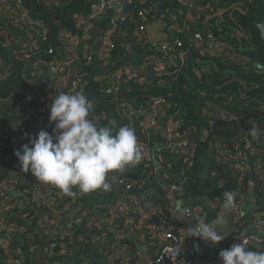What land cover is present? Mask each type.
<instances>
[{
	"label": "trees",
	"instance_id": "1",
	"mask_svg": "<svg viewBox=\"0 0 264 264\" xmlns=\"http://www.w3.org/2000/svg\"><path fill=\"white\" fill-rule=\"evenodd\" d=\"M20 1L28 15L45 26L48 32L43 38L41 30L33 28L34 36L28 38L22 30L23 33H19V29L14 33L13 28L8 26L14 18L4 17L0 20V180L15 169L14 162L22 170L15 151L22 150V145L30 142L24 132H20L19 138L14 135L12 123L21 121L26 133L36 127L38 105L26 100L30 91L28 80L33 78L36 63L53 65L54 61L66 59L68 50H75L70 48L66 34L78 32V16L92 13L93 4L99 0H60L58 4H46L42 0ZM127 1V18L119 22L113 33L116 49L112 51L108 64H105L109 66L108 70L100 69V62L87 64L86 55L84 59L79 58L83 80L79 91L93 104L91 114L97 126H110L113 134L119 127L132 124L135 134L144 138L150 147L163 146L162 137L156 129H145L143 117L130 120L125 114L126 109L150 111L153 100L162 98L166 116L180 119L184 131L193 137L192 145L183 152L172 149L162 152L159 158L162 169L158 171L145 160L135 166H125L124 175L135 183L132 193L141 198L148 212L155 213L160 208L168 212L171 194L167 186L180 184L184 190L182 197L189 200L190 206L203 211L207 221L215 215L214 202L220 200L225 192L236 195L246 193L248 199L253 198L252 212L264 211V70L256 66L264 65V39L256 26L257 22L264 20V0H199L196 12L190 11L188 2L180 0ZM151 5H154L153 12L141 16L140 11H146ZM160 12L164 20L169 19L172 13H178L170 26L182 46H175L170 51L174 64L165 63L176 72L169 74V70L168 73L164 70L140 78L119 74L114 76L116 88L107 94L110 78L101 81L99 76L110 77L120 68L114 63L118 56L126 53V47L132 52L139 50L141 53L135 65L137 67L149 55L156 53L140 26L144 23L143 17L151 20L153 14L160 15ZM95 18L97 16L91 22ZM197 32H211L217 45L224 46L235 58H242L246 62L211 54L198 44L192 45L190 38ZM49 49H53L52 54L48 53ZM200 49L204 50V54L200 53ZM27 54L30 56L28 59ZM38 89L42 93L48 92L43 85ZM32 112H37L36 117ZM31 120L35 124L32 122L34 125L29 126ZM110 121L115 123L110 124ZM46 131L50 133L48 127ZM12 137L16 138L15 142L11 141ZM236 150L245 152L246 163L238 164L233 169L226 162V157ZM219 179L225 180L222 186ZM27 180L39 183L30 171L25 173L22 170L17 186H27L24 184ZM251 183H254L255 190L252 195L249 193ZM46 186L62 193V196L53 194L58 209H62L71 196L80 191L78 187H73L72 195H68L55 185ZM88 194L89 199L115 208L121 197L120 192L102 188ZM100 214L103 219L112 216L109 207L101 209ZM4 217L8 223L15 224L16 229L8 235V250L0 247V264H10L11 255L24 258L26 264H37L38 261L32 258L36 256L34 245L38 246L42 241L39 215L10 209L6 210ZM123 217L122 214L115 217V222L120 226ZM138 221L136 219L133 223L137 236L141 231ZM86 223H80L76 238L66 251L62 252V247H55L58 253L56 264H89L91 261L94 264H119L117 258L109 259L113 255L110 248L114 233L103 229L106 235L95 241L93 235L97 229L86 228ZM115 228L121 230L123 227ZM78 234L82 235L81 240H78ZM106 236L109 238L104 239ZM127 240L130 243L131 237ZM150 241L155 242L150 246L153 253L158 247V240ZM225 249L229 247L224 245L214 249L213 264H223L219 253ZM249 250L264 251L258 248ZM49 263L52 261L49 260ZM205 264H211L210 260L206 259Z\"/></svg>",
	"mask_w": 264,
	"mask_h": 264
},
{
	"label": "built area",
	"instance_id": "2",
	"mask_svg": "<svg viewBox=\"0 0 264 264\" xmlns=\"http://www.w3.org/2000/svg\"><path fill=\"white\" fill-rule=\"evenodd\" d=\"M183 2H188L189 0H180ZM127 0H99L92 6V13L90 14H80L77 19V31L76 33H67L66 39L70 42V48H76L80 43L86 41V38L91 35V27L89 26L91 19L97 16V14L106 11L112 5L117 6V16L110 24V28L104 34L103 44L98 53L87 52L86 54V63L92 64L95 61L102 64H108L111 58V53L115 49V44L113 41V33L118 28L119 22L127 18L128 12L126 8ZM151 5L146 11H140L141 16H145L147 13H152ZM161 13V12H160ZM0 14L5 18H14L18 16H23L27 23L32 26V28H37L41 30L43 38L47 35V28L43 26L39 21L33 20L26 10L21 5L20 0H0ZM163 18V14L159 15ZM144 18V17H143ZM140 30H146V24L140 26ZM173 30V27H171ZM192 45L198 44L201 46L202 43H217L215 36L208 32L195 33L192 38H190ZM154 51L170 53V51L177 47L182 46V42L175 38L173 42L166 43H155L153 44ZM202 47V46H201ZM224 47V46H223ZM227 47L230 49L232 46L227 44ZM37 48V47H36ZM88 48V44H87ZM203 48V47H202ZM225 48V47H224ZM72 51V50H71ZM49 54L53 53V49H49ZM200 53L204 54V50L200 49ZM96 55V56H95ZM26 58H30L27 54ZM174 61V59H173ZM169 62L170 65H173L174 62ZM72 61L69 59H63L54 61L52 66H55V69L59 70V78L61 82L67 87L68 92L79 91L82 87L81 80L75 76L71 67ZM169 70V74H173L176 70H170V66L167 64H160L155 61L153 54L147 57V60L140 66L127 67L124 68L123 74L140 78L142 76L151 75L152 73H160L161 71ZM264 70V69H263ZM121 73L120 68L116 70L113 74L107 77L99 76V79L110 78L111 84L106 89V93L110 94L116 88V81L114 76L117 77ZM32 75H34L32 73ZM53 96L47 92L42 93L38 86L30 88L26 100L28 102H34L38 105V119L36 121V127L29 133H26L24 124L21 121L19 123V131L24 132L26 137L30 139L33 136L38 135L40 130H46L47 127L50 130V134L54 136L56 133L53 132L55 127L54 122L49 121L50 115V105L52 103ZM162 98H157L153 100L150 110L151 114L145 116L144 127L148 129H156L162 137L161 147H150L146 140L140 136H137V143L140 147L142 160L152 163L155 166V171L162 169V165L159 162L161 158V153L167 150H174L176 152H183L188 149L193 142V137L183 129V123L180 119L177 118H168L166 113L162 110L163 104ZM125 114L130 120H134L136 117H142L143 112L135 111L132 109H126ZM149 120V124L147 121ZM126 126L130 127L132 124H127ZM12 142L16 141L15 137L11 138ZM220 151L222 152V146H220ZM219 151V152H220ZM226 162L229 163L230 167L235 169L238 164L246 163V154L243 151L236 150L234 153L228 154L226 157ZM15 166L14 170H10L5 177L6 186L0 184V247L8 250V245L5 243L2 234L13 232L16 229V225L13 223H8L4 217L6 210L16 209L18 213H35L40 217L39 231L42 236V241L48 240L47 244L40 243L45 247V251L49 252L50 248L53 249L58 246L62 247L61 251L64 252L67 250L68 246L74 242L76 238V233L80 229L79 225L82 221H86V228L97 229V232L94 233V240L98 241L101 237L106 235V232L102 230H109L114 233L112 236V246L125 242L129 239L132 229H134L133 223L138 219V226L141 228L140 234L138 237L150 246L155 242L150 241L151 239L158 240V247L154 251V254L149 262V264H193L194 255L196 252L200 256H203L208 251V243L199 238V245L193 247L191 241L184 234H181L175 229L171 221V214L168 210L166 212L163 208H160L157 212H148L142 205L141 198L136 197L132 190L135 186V183L130 178L124 175V168L115 170L117 174V183L120 185V189H117L111 181V175L109 174L107 182L110 184V191H117L121 193L120 201L118 207H110L109 205H104L97 203L96 201L89 199L90 195L88 193L82 192L81 190L77 194H73L71 199L66 203L68 209H65L64 212L57 208V201H53V194H58L62 196V193L51 190L45 183H32L30 180L24 182L27 186L20 188L17 186V181L22 176V170L18 168L17 163H13ZM225 183V180L219 179V184L222 186ZM168 190L171 194H182L184 192L180 184L170 185ZM39 197V199H37ZM89 200V201H88ZM183 207L190 210V216L199 219H203L202 215L194 207L190 206L189 200L182 197ZM248 196L246 193H239L236 195L235 204L230 211L224 212L222 205L224 202V195L220 200L215 201L213 207L215 208L214 217L207 221V218L204 217L205 222L216 223L217 218L221 220V223H217L216 226L221 225L228 217H232L235 222H240L242 216L245 214V207L248 201ZM5 205V207H4ZM109 207L111 217L108 219H103L100 210ZM171 207V205H170ZM77 209V212L73 213ZM174 212L178 210L176 206L173 207ZM203 213V212H202ZM124 215L122 226L115 222V217H120ZM252 226L254 231L252 233L245 234L241 236L238 240L234 241L233 244L241 243L242 240L248 241V248H258L264 249V237L261 235V232H264V211H257L252 219ZM115 227H123L121 230H116ZM109 236H106L104 239H108ZM148 238L150 239L148 241ZM82 239V235L78 234V240ZM38 245V246H39ZM36 245L34 248L37 249ZM112 249L113 250V248ZM230 248V247H229ZM113 253V257H114ZM111 257V256H110ZM10 264H26L24 258L19 256L11 255L9 257ZM112 259V258H109ZM208 259V258H207ZM87 260L86 258L84 259ZM48 262V259L46 260ZM89 264H94L91 261ZM205 264V262H204Z\"/></svg>",
	"mask_w": 264,
	"mask_h": 264
},
{
	"label": "clouds",
	"instance_id": "3",
	"mask_svg": "<svg viewBox=\"0 0 264 264\" xmlns=\"http://www.w3.org/2000/svg\"><path fill=\"white\" fill-rule=\"evenodd\" d=\"M92 111L93 104L82 91L58 92L52 98L49 115V121L55 123L56 135L40 130L22 145V150L15 151L23 172L30 171L38 181L55 185L68 195H72L73 187L85 193L101 188L110 190L109 174L127 165H138L142 154L134 129L121 126L113 134L112 127L97 126ZM223 195L222 209L228 212L235 204L236 193ZM189 213L184 208L177 214L183 218L191 217ZM197 220L189 227L191 236L212 244L225 239L222 231L225 227L216 226L221 223L219 218L216 223L198 217ZM219 256L223 264H264V251L249 250L247 240L222 250Z\"/></svg>",
	"mask_w": 264,
	"mask_h": 264
},
{
	"label": "crops",
	"instance_id": "4",
	"mask_svg": "<svg viewBox=\"0 0 264 264\" xmlns=\"http://www.w3.org/2000/svg\"><path fill=\"white\" fill-rule=\"evenodd\" d=\"M44 1L46 4H58L60 2V0H42ZM189 4V9L191 12H196L200 1L199 0H189L188 1ZM177 12H174L171 14V16L169 17V19H162L159 14H153L152 15V19L148 20L147 17H144V23H149L152 22L154 20L160 21V22H166L167 23V27L166 29L173 33L174 35L171 34L169 41L173 42L174 39L176 38L175 33L173 32V30H171V26L170 23L172 22V19L177 15ZM117 16V6L116 5H112L109 9H107L104 12H101L99 14H97V18H95V21L90 22L89 26L92 28V33L91 35H89L86 38V41L83 42V44H79L78 47L75 48L74 51H69L68 50V55H67V59L71 60V67H72V71L75 75H78L79 79L81 80V82L83 83L82 80V71H81V63L79 62V58H83L87 53V44H88V49L91 53H98V52H94L93 51V46L96 43L97 40V34L98 32L102 33V37H104V34L108 31V29L110 28V24L112 23V21L116 18ZM4 19V17L0 14V20ZM8 26L10 28H13L14 33L17 31V29H19V33H23V35H27L28 38H33L34 34H33V28L32 26H30L27 21L23 18V16H18V17H14L13 21H10V23H8ZM21 30L23 32H21ZM146 33V30H145ZM23 35L21 37H23ZM147 36V33H146ZM148 39V38H147ZM149 41V40H148ZM103 44V42H102ZM102 44L100 46V48L102 47ZM213 44L211 46L210 49H206L208 51L211 52V54H220L225 58H230L229 56V52L225 49L223 52H219V45H217V43H211ZM99 49V47H98ZM116 49V48H115ZM114 49V50H115ZM126 51V53L124 55H120L117 57L116 59V63H114L115 65L118 64L116 67H120V71H121V76L123 74V70L124 68L127 67H134L138 62H139V57H140V52L139 50H134L135 52L130 51L129 47H126L124 52ZM113 53L112 58L114 57ZM139 54V55H137ZM153 58L155 59V61L157 63L160 64H165V63H169L173 61V56L171 53H163V52H157L153 55ZM121 59V60H120ZM113 60V59H112ZM114 62V60L112 61ZM174 62V61H173ZM100 69L102 70H108L109 66H105L104 64H101L98 66ZM35 70L32 71L33 78L28 80V89L36 86H40L43 85L45 87V89L53 96L58 94V92L60 91H65L68 92L67 87L61 82L60 78H59V70L55 69V66L52 65H46L44 63L39 62L38 64L36 63V66L34 67ZM78 71L80 73H78ZM163 110V108H162ZM151 110H145L143 111V115H141L144 118L145 121V116L149 115ZM31 114H36L37 112H32ZM29 114V115H31ZM38 117V114H37ZM33 121L31 120L29 124V126L34 125L32 123ZM36 126V124H35ZM12 129L15 136H17L18 138L20 137V131H19V123L17 122H13L12 123ZM205 134H207V132H205ZM136 135V134H135ZM21 142H23L21 140ZM27 143V142H25ZM111 175V181H112V173H110ZM113 182V181H112ZM0 184L2 186H6V179L3 178V180H0ZM254 183H251V185L249 186V193L250 195L255 193L254 190ZM53 201L56 200L55 197H52ZM37 199H39V197H37ZM253 198H250L247 203H246V207H245V214L242 216V219L240 222H235V220L232 217H228L224 223H222L221 225L217 226L218 228H223L222 231L226 234L225 239L222 240L219 243L216 244H212V243H208V256L206 257V255L204 254L203 256H200L198 252L195 253L194 257V263L193 264H204V262L206 261V259L208 258V260H210L211 264L212 263V259L214 258V255L216 253L217 248H221V246H228L231 247L230 245L238 240L241 236L248 234V233H252L254 231L253 226H252V219L253 216L255 215V213L257 212H252L253 211ZM176 206L178 208V210L176 212H174L173 207ZM183 207V200L182 197L180 196V194H173L171 196V207L169 208V212L171 214V221L173 223V225L175 226V229L177 231H179L181 234H184L186 237L189 238V240L191 241L192 245L193 243H195V246L197 247L199 245V237L196 236H191L190 232H189V227L190 226H194L197 221L195 218H191V217H179V215L177 214ZM68 205L65 204V206L60 209L61 211L64 212L65 209H68ZM201 211V210H198ZM77 212V209H75V211L73 213ZM203 212V211H202ZM199 212L204 220V217H206V214L203 212ZM131 240L130 243H128L126 240L125 242H121L117 245H115V247L112 246L113 248V253L114 257L111 256L110 258H112L111 260H113V258H117L118 263L119 264H149L154 252L152 253L150 251V248L148 247V245L146 243H144L140 237H138L135 233V230L132 229L131 231ZM261 235L264 237V232H261ZM3 239H5V243L8 244V233H3L2 234ZM49 242L48 240H45L41 243L43 244H47ZM214 250V251H213ZM35 257L32 258V260H37L38 263L37 264H56L58 261H56L55 257L58 255V253L55 251V248L53 249L52 247L50 248L49 252L45 251V247H43L42 245H39L35 251ZM48 259V262H46V260ZM49 260L52 261V263H49ZM73 263V261H72Z\"/></svg>",
	"mask_w": 264,
	"mask_h": 264
},
{
	"label": "water",
	"instance_id": "5",
	"mask_svg": "<svg viewBox=\"0 0 264 264\" xmlns=\"http://www.w3.org/2000/svg\"><path fill=\"white\" fill-rule=\"evenodd\" d=\"M256 26L258 27L260 31L261 37L264 39V20L259 21L256 23ZM167 23L166 22H160L157 20H154L152 22L146 23V33H147V38L149 42L153 44L157 43H166L169 41L171 34L174 35L173 33L169 32L167 29ZM103 42V37L102 33L98 32L97 34V40L95 45L93 46V51L98 52L100 50V46ZM213 44L211 43H202L201 46L206 49H210ZM99 47V49H98ZM219 52H223L225 48L223 46H219ZM230 59L235 60L240 63H245L246 61L242 58H235L232 54H229ZM258 68L264 69V65L262 64H256ZM147 124H149V120L147 121ZM112 183L117 189H120V185L117 183V174L116 172H112ZM168 190H170V187H168ZM193 247L195 248V243H193ZM206 257L208 256V252L205 253Z\"/></svg>",
	"mask_w": 264,
	"mask_h": 264
}]
</instances>
